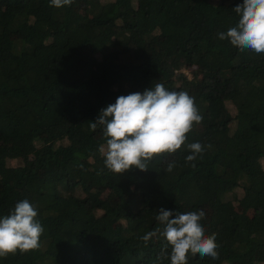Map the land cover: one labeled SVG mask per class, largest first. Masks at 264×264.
I'll use <instances>...</instances> for the list:
<instances>
[{"label":"trees","instance_id":"16d2710c","mask_svg":"<svg viewBox=\"0 0 264 264\" xmlns=\"http://www.w3.org/2000/svg\"><path fill=\"white\" fill-rule=\"evenodd\" d=\"M82 1L86 13L0 0V217L27 199L44 228L38 249L0 264H157L165 239L140 238L162 227L159 209L204 207L219 259L188 264H264V54L218 38L243 0ZM157 83L194 97L203 119L186 144L204 152L187 162L182 145L147 171L111 172L92 122Z\"/></svg>","mask_w":264,"mask_h":264},{"label":"clouds","instance_id":"9594fccd","mask_svg":"<svg viewBox=\"0 0 264 264\" xmlns=\"http://www.w3.org/2000/svg\"><path fill=\"white\" fill-rule=\"evenodd\" d=\"M72 3L73 0H50V6L56 8ZM233 10L239 15L237 26L218 33V38L229 40L241 51L248 49L264 54V0H243ZM202 119L194 97L185 91H169L157 83L143 93L117 97L114 104L101 109L91 128L100 127L106 138V145L100 147L105 167L122 174L132 168L147 171L148 162L154 156L175 153L182 145L192 153L186 161H195L204 152V146L199 142L186 144V134ZM167 171H172L171 164ZM37 216L36 207L25 199L18 202L10 214L0 217V258L40 247L44 228ZM205 216L202 209L173 213L161 208L156 220L162 227L147 232L140 239L145 246L154 237L165 239L166 245L157 257V264L164 260H170V264H188L189 254L219 259L216 234L206 235L201 224Z\"/></svg>","mask_w":264,"mask_h":264},{"label":"rangeland","instance_id":"374dc122","mask_svg":"<svg viewBox=\"0 0 264 264\" xmlns=\"http://www.w3.org/2000/svg\"><path fill=\"white\" fill-rule=\"evenodd\" d=\"M72 6L73 8L78 11V12H81V13H86L87 12V7H86V4L84 3V1L82 0H74L73 3H72ZM190 76H191V73L186 71ZM12 163H15V161H12ZM263 163H264V160H263ZM235 196L236 197H241V194H240V191H237L235 193ZM234 194H230L228 195V198H235ZM103 197L107 200H109L111 203L113 204H117L119 202L118 198L115 197L111 191H106L103 195ZM88 207L90 209H93L94 208V205L93 203H88ZM202 210H204V212L206 213V216H209L210 214V209L207 208V207H204L202 208ZM236 211L237 212H242L243 211V208L239 205V203H236ZM250 214H252V212H250Z\"/></svg>","mask_w":264,"mask_h":264}]
</instances>
